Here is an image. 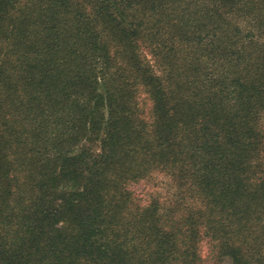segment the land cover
<instances>
[{
    "label": "trees",
    "instance_id": "16d2710c",
    "mask_svg": "<svg viewBox=\"0 0 264 264\" xmlns=\"http://www.w3.org/2000/svg\"><path fill=\"white\" fill-rule=\"evenodd\" d=\"M225 260L264 264V0H0V264Z\"/></svg>",
    "mask_w": 264,
    "mask_h": 264
},
{
    "label": "rangeland",
    "instance_id": "374dc122",
    "mask_svg": "<svg viewBox=\"0 0 264 264\" xmlns=\"http://www.w3.org/2000/svg\"><path fill=\"white\" fill-rule=\"evenodd\" d=\"M205 250V249H204ZM223 264H230L229 261L225 260Z\"/></svg>",
    "mask_w": 264,
    "mask_h": 264
}]
</instances>
